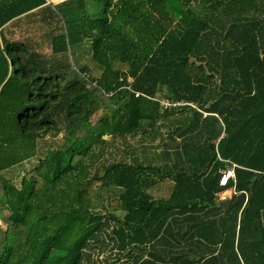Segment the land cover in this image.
I'll return each mask as SVG.
<instances>
[{"label":"trees","instance_id":"obj_1","mask_svg":"<svg viewBox=\"0 0 264 264\" xmlns=\"http://www.w3.org/2000/svg\"><path fill=\"white\" fill-rule=\"evenodd\" d=\"M0 218V264H264V0H0Z\"/></svg>","mask_w":264,"mask_h":264},{"label":"rangeland","instance_id":"obj_2","mask_svg":"<svg viewBox=\"0 0 264 264\" xmlns=\"http://www.w3.org/2000/svg\"><path fill=\"white\" fill-rule=\"evenodd\" d=\"M89 54H88V50H84V49H79V47H74V63L77 67H82L85 65V63H89ZM91 64H93L92 61H90ZM90 65V64H87ZM74 68V67H73ZM71 72V73H70ZM69 73V77H73V76H79V73H76L75 70H71ZM95 88L94 85H92L91 87V92L94 94H96L94 97H92V101L94 103H90V107L92 110H95L96 107L98 106L99 103L104 102L106 104H108L110 107H112V103L111 101L108 99V97L98 88H95V90H93L92 88ZM95 91V92H94ZM63 145V139L62 136L60 135L59 137L53 139V138H49L46 141H42L39 144V153L41 154V156H44L46 154V152L48 151L49 148H60ZM146 145V144H145ZM141 155V153H139ZM36 161H32L31 163H24L23 167H17V168H13L9 171L6 172V177L11 179L15 185L19 186L20 184V180L21 177L23 176V174L25 173L26 170L31 169V166L33 165V163L35 164ZM100 192L107 198V207H110V205H112L113 207H116L118 209L119 204L116 201V197H118L119 195V190L117 189H111L109 191H106L105 189H101ZM117 212H120L119 210ZM0 226L2 227H7V222L0 218ZM108 253V251H107ZM106 253L103 254L102 252H98L95 254V259L98 258L99 262H102V259L105 257ZM104 260V259H103ZM102 264V263H101Z\"/></svg>","mask_w":264,"mask_h":264},{"label":"built area","instance_id":"obj_3","mask_svg":"<svg viewBox=\"0 0 264 264\" xmlns=\"http://www.w3.org/2000/svg\"><path fill=\"white\" fill-rule=\"evenodd\" d=\"M182 105H183L182 102H176V103H173L170 101L161 102V106H163L164 108H168L170 106L179 107ZM190 105L193 107H196L193 104H190ZM205 116H206V114H205ZM236 168H237V165L235 163L229 162L227 164V166L220 171V174H221L220 181H219L220 186L226 187L230 183V181L235 180Z\"/></svg>","mask_w":264,"mask_h":264},{"label":"crops","instance_id":"obj_4","mask_svg":"<svg viewBox=\"0 0 264 264\" xmlns=\"http://www.w3.org/2000/svg\"><path fill=\"white\" fill-rule=\"evenodd\" d=\"M62 1H65V0H48V2H52L54 4H58ZM72 70H75L76 73H78V71L75 69V68H72ZM66 76H69L70 73L68 74V72H64ZM70 78V77H69ZM71 78H74V77H71ZM160 152V151H159ZM172 184H170V182H162L160 183L159 187L157 188V190L155 191L157 194L159 195H168V193L170 194L172 192ZM235 193L234 189L233 188H230L226 191H223L221 193H218L217 194V198L222 201V200H231L232 201V196L233 194ZM248 194V193H246Z\"/></svg>","mask_w":264,"mask_h":264},{"label":"water","instance_id":"obj_5","mask_svg":"<svg viewBox=\"0 0 264 264\" xmlns=\"http://www.w3.org/2000/svg\"><path fill=\"white\" fill-rule=\"evenodd\" d=\"M256 179H257V177H255L253 179L252 183H254ZM251 198H252L251 194H246V192H242L237 196V198L234 202H232L229 199L225 201L226 210L232 209L233 207L237 206L238 204L246 203V202L250 201Z\"/></svg>","mask_w":264,"mask_h":264}]
</instances>
